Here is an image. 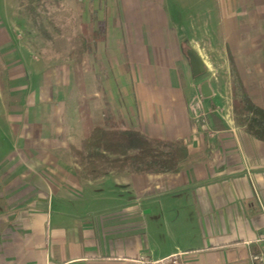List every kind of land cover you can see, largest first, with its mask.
<instances>
[{
    "label": "crops",
    "instance_id": "0c3cea01",
    "mask_svg": "<svg viewBox=\"0 0 264 264\" xmlns=\"http://www.w3.org/2000/svg\"><path fill=\"white\" fill-rule=\"evenodd\" d=\"M201 1L111 2L97 16L100 37L82 58L92 122L99 111L102 123L110 115L120 127L181 140L187 156L177 170L96 176L82 170L62 154L71 149L62 125L74 117L63 110L44 116L41 100L25 99L37 112L23 113L18 130L0 129V264H141L142 257L177 252L186 264H252L250 255L264 251V239L258 240L264 141L235 122L230 67L232 59L247 93L264 108V66L241 64L264 58L259 41L246 38L249 28L264 26V0H214L230 80L227 103L204 99L205 124L192 118L194 80L184 48L199 53L197 38L187 35L188 25L201 24ZM175 12L190 19L181 35L171 20ZM85 24L88 32L97 28ZM85 58L91 59L86 67ZM74 112L83 139L76 99ZM48 121L55 122L50 131Z\"/></svg>",
    "mask_w": 264,
    "mask_h": 264
},
{
    "label": "rangeland",
    "instance_id": "374dc122",
    "mask_svg": "<svg viewBox=\"0 0 264 264\" xmlns=\"http://www.w3.org/2000/svg\"><path fill=\"white\" fill-rule=\"evenodd\" d=\"M114 1L116 0H37V2L34 0L31 4L33 10H30L26 7L27 0H0V129L18 130L23 113L29 115L37 112L36 105H26L25 99L31 100V103L34 99H39L42 101L40 112L44 116L50 117L63 110L65 115L74 117L72 121L62 125L67 129L66 143L71 145V149L66 152L64 150L62 154L66 161L86 164L73 149L81 148L82 133L74 114L76 90L71 83L67 54L76 43V34L80 31L82 22L88 23L89 28H95L97 16H100L102 11L106 12L110 3ZM218 5L219 3L214 0H202L199 3L196 13L202 16L201 24L198 25L197 21V25H188L187 40L197 38L199 53L206 54L204 57L201 56L206 70L200 75L193 76L192 95L199 91V83L207 80L215 94L205 98L211 102L220 97L225 104L228 102L226 87L230 74L227 58L224 57L225 43L220 40L222 26L214 22L213 15L214 13L217 15ZM186 12L189 18L195 14L190 7ZM178 15L179 13L175 12L171 20L181 35L182 23L188 24L190 19H185V15H181L182 17ZM249 30L246 38L252 37L259 41V45L264 49L262 35L264 26H255ZM223 38L225 39L224 34ZM188 46L190 45L186 44L184 48ZM242 60L244 64L242 61L241 64L246 70L252 65L264 66V58ZM89 62L91 59L86 63L85 58V67ZM90 74L87 69L88 79L94 82ZM205 98H202V102L206 110ZM57 101L61 102V105H57ZM101 120L102 113L98 111L94 122L102 124ZM54 125L55 122H45L44 129L50 131ZM80 169L83 170L81 166ZM33 181V176L28 174V184ZM2 192L0 181V194ZM0 196L1 208L3 196Z\"/></svg>",
    "mask_w": 264,
    "mask_h": 264
},
{
    "label": "trees",
    "instance_id": "16d2710c",
    "mask_svg": "<svg viewBox=\"0 0 264 264\" xmlns=\"http://www.w3.org/2000/svg\"><path fill=\"white\" fill-rule=\"evenodd\" d=\"M34 0H27L26 7L33 10ZM37 2V0H35ZM102 25L88 32L82 23L76 34V43L67 56L71 62L73 83L76 87V108L83 129L80 149L74 152L81 157V168L99 175L108 171L148 173L175 171L187 156L185 144L179 140L151 137L136 129L120 127L110 115L102 124H94L90 116L83 78L82 58L100 37ZM231 89L232 111L237 124L258 140L264 141V108L256 104L241 82L232 59ZM215 117L214 113H211Z\"/></svg>",
    "mask_w": 264,
    "mask_h": 264
},
{
    "label": "built area",
    "instance_id": "2783aa9c",
    "mask_svg": "<svg viewBox=\"0 0 264 264\" xmlns=\"http://www.w3.org/2000/svg\"><path fill=\"white\" fill-rule=\"evenodd\" d=\"M202 96L198 91L192 96V102L190 103V109L192 112V118L196 121L206 123V111L202 102ZM264 239V228L258 238V240ZM183 252L172 253L159 259H149L142 257L140 259L141 264H186L182 258ZM252 264H264V251L252 253L250 255Z\"/></svg>",
    "mask_w": 264,
    "mask_h": 264
},
{
    "label": "water",
    "instance_id": "95a60500",
    "mask_svg": "<svg viewBox=\"0 0 264 264\" xmlns=\"http://www.w3.org/2000/svg\"><path fill=\"white\" fill-rule=\"evenodd\" d=\"M185 55L187 57L192 76L200 75L206 70L202 57L193 47H186ZM199 92L203 98L209 97L212 94V90L207 80H203L199 83Z\"/></svg>",
    "mask_w": 264,
    "mask_h": 264
}]
</instances>
